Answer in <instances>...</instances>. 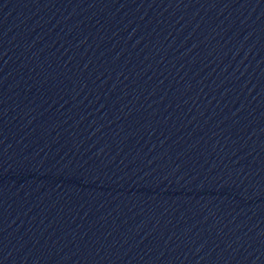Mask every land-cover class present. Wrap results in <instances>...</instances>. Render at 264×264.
I'll use <instances>...</instances> for the list:
<instances>
[{"label": "water", "instance_id": "1", "mask_svg": "<svg viewBox=\"0 0 264 264\" xmlns=\"http://www.w3.org/2000/svg\"><path fill=\"white\" fill-rule=\"evenodd\" d=\"M0 264H264V0H0Z\"/></svg>", "mask_w": 264, "mask_h": 264}]
</instances>
